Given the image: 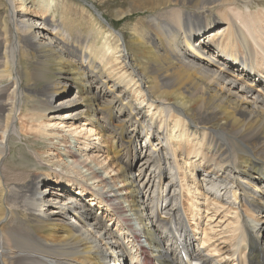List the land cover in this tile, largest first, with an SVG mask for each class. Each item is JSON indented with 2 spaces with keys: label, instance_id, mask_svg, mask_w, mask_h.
I'll list each match as a JSON object with an SVG mask.
<instances>
[{
  "label": "bare ground",
  "instance_id": "6f19581e",
  "mask_svg": "<svg viewBox=\"0 0 264 264\" xmlns=\"http://www.w3.org/2000/svg\"><path fill=\"white\" fill-rule=\"evenodd\" d=\"M45 1L0 0V264H264V0H133L144 70L96 6ZM15 135L84 148L44 174L37 144L11 166Z\"/></svg>",
  "mask_w": 264,
  "mask_h": 264
},
{
  "label": "rangeland",
  "instance_id": "374dc122",
  "mask_svg": "<svg viewBox=\"0 0 264 264\" xmlns=\"http://www.w3.org/2000/svg\"><path fill=\"white\" fill-rule=\"evenodd\" d=\"M61 0H50V1H45L46 3L47 2H52V5H57L58 6V3H60ZM69 8L72 9V11L74 10H77V4L78 5H86V6H90L91 5H94L96 6L98 9H99V12L104 14V16L106 18H103L100 14L96 15V17L103 23L107 26V28H109V26L107 25L108 22L109 23H112V25L114 26V28H110L109 30L113 32V36L111 37V39L114 41V38L117 39L119 41V44L122 43V36L121 34L124 33V37L126 39V43H127V46H128V51L134 55L136 57V60L134 62V64L136 66H138L140 70H144V69H149L150 68V65H151V62H152V59L148 58V59H145V55L143 54V51L141 49V47H139L137 45V42H136V34L134 32H132V26L133 25H141L139 24V18L140 16H142V12H146V11H151V9H146V8H139L137 7L136 5H134V2L133 0H69ZM18 5V9L20 10V5H21V10H22V3L19 1V4ZM72 6V7H71ZM74 6V7H73ZM60 7V6H59ZM260 7V8H259ZM254 10L256 11H259L260 9L264 8L263 5H260V4H257V3H253V7H252ZM91 9V8H90ZM51 16H55V13L52 12L50 14ZM107 23H106V21ZM215 27H213L212 29H214ZM110 51L113 50V44H111L110 46ZM122 49V47H121ZM118 55V54H116ZM120 59L119 60H116V64H118V71H120L122 69V63H120ZM22 64L23 66H28L30 65V60L28 58H26L24 61H22ZM123 73V72H122ZM37 83V82H36ZM40 84H38L39 86ZM134 85V82L131 84V86L129 87L130 89H132L133 91H135L138 87V85ZM132 87V88H131ZM74 89V88H73ZM74 91V90H73ZM138 99L139 100H142L143 99V96L142 94H138ZM81 102L79 103L80 106H86L87 104V101H84V100H80ZM145 106V103L143 104V107ZM152 112H155L153 110H150V114H152ZM157 116H158V113H157ZM54 123V122H53ZM56 128V126H55ZM61 128V126H60ZM63 129V128H61ZM61 129H59V132L61 131ZM58 131V129H56ZM66 131V129H63ZM64 134H68V133H59V135L61 137H63ZM89 134H93V133H89ZM65 137V135H64ZM69 138V137H67ZM83 139V138H82ZM33 140V139H32ZM41 139L39 138V141ZM68 140V139H67ZM71 140V138H70ZM73 140V139H72ZM81 141H84V140H81ZM46 142H49V141H46ZM57 143V149L59 150H55V149H52V150H49V147L52 146V145H49V146H41L42 143L40 142H37V141H29V142H26L24 141L23 139H20V137L18 135H15V138L13 139L11 145H12V148H13V154L11 155L10 157V164L12 167H19V165L21 166H28L30 167L31 169L35 170V169H38L36 167H40L41 166V162H40V159L38 156H36V153L34 151V148L32 145L34 144H37L39 146V148H41L42 152H44V155H45V152H47V150L51 153L50 154V158H49V161H46V160H43V166H45L46 168V171H41L43 172L44 174H47L49 172H52L54 171V169H57L58 171H61V167H57L56 163L58 158H57V153L61 150H64V149H67V150H70V151H74L78 154H82V147L84 148V143L82 144H73L72 147L69 149L68 146H64L65 143L64 142H61V141H58V140H54L50 142V144L52 143ZM64 143V144H63ZM141 144L144 145L145 144V141L144 140H141ZM76 146V147H75ZM47 148V149H46ZM46 149V150H45ZM63 154V157L64 160H66L70 165L73 164L72 160L74 159L73 157H68L66 155L65 152H61ZM66 155V156H65ZM86 158V156H84ZM165 167L167 168V179H171V180H174L175 179V176H177L176 174V171L175 169L169 164V158H168V155H165ZM95 158H98L99 161H105L106 162V157L105 155H94V157H88V164H90L91 167H96L95 169H100V167L98 165H96L95 161L93 159ZM19 159L18 162H16L17 160ZM84 159V158H83ZM97 160V161H98ZM109 160V159H108ZM49 164H52L51 166H49ZM37 165V166H36ZM84 168H82V175L85 176L88 175L90 172L87 170L88 167H85L83 166ZM94 170V169H93ZM102 173V169L101 170H98ZM115 173V171H112V173H110L109 171L107 170H104L103 174L106 176V178H109L110 176H113V174ZM189 173V171H188ZM85 178H87V176H85ZM84 178V180H85ZM86 182V181H85ZM89 184H91L92 186H94L95 188H98L97 185L98 183L97 182H94L92 184V182L89 180L88 182ZM111 186V187H109ZM115 186V187H113ZM205 186H206V189H209L211 190V193L216 197L217 195L218 196H222V194L220 193L219 190H217V185H216V182H213V183H205ZM106 189H114V190H118L119 189V193H123L125 194V189L118 183V182H114V181H110L109 182V185L107 186ZM205 189V190H206ZM213 190V191H212ZM218 192V193H217ZM171 202V203H170ZM173 204V201H170L169 200V203L167 205L168 208H170L169 206H171ZM125 206H127V204H125ZM186 206V205H185ZM206 214V213H204ZM207 216V214H206ZM203 217L202 219V227H200V230H199V234L200 236L204 237L205 235V232H204V229L205 228H212V234L215 236V235H219V233L223 232V231H227L229 227H227V225L229 224V222H227V219L228 218H224L222 219V216L220 218H214L213 220H209V218H206ZM209 221V223H208ZM133 223L135 225H137V223L135 221H133ZM229 230H232L229 229ZM231 231H228V234H230ZM227 233H221L220 236H218L216 239H221L223 238L225 235H228ZM212 235V236H213Z\"/></svg>",
  "mask_w": 264,
  "mask_h": 264
}]
</instances>
